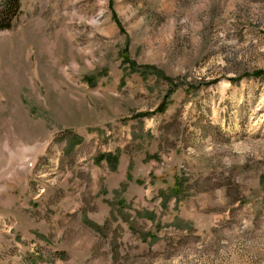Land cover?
<instances>
[{"label":"rangeland","instance_id":"rangeland-1","mask_svg":"<svg viewBox=\"0 0 264 264\" xmlns=\"http://www.w3.org/2000/svg\"><path fill=\"white\" fill-rule=\"evenodd\" d=\"M20 2L0 264H264V0Z\"/></svg>","mask_w":264,"mask_h":264},{"label":"trees","instance_id":"trees-1","mask_svg":"<svg viewBox=\"0 0 264 264\" xmlns=\"http://www.w3.org/2000/svg\"><path fill=\"white\" fill-rule=\"evenodd\" d=\"M2 1L3 6L0 9V31L9 30L12 27V24L16 17L19 15L21 9V0ZM111 158L112 157H110L109 159Z\"/></svg>","mask_w":264,"mask_h":264}]
</instances>
